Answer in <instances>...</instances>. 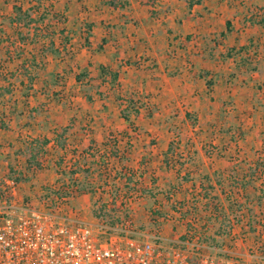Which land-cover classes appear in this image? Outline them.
I'll list each match as a JSON object with an SVG mask.
<instances>
[{"label": "crops", "instance_id": "1", "mask_svg": "<svg viewBox=\"0 0 264 264\" xmlns=\"http://www.w3.org/2000/svg\"><path fill=\"white\" fill-rule=\"evenodd\" d=\"M226 1L115 0L127 2L122 8L111 6L110 0H0V167L17 164L20 172L28 160L30 168L40 164L50 172L54 183L60 177L57 163L67 162L69 168L79 170L74 179L102 178L103 183L106 179L107 189L110 178L121 173L130 183L124 194L142 196V206L149 205L150 198L163 208L177 200L181 211H168V222L182 235L187 225L180 223L206 225L207 243H224L226 248L220 251L237 254L243 264H264L261 246L256 254H249L252 243L240 241L234 251L232 234L227 236L228 230L247 235L248 230H256L255 235L264 231V163H256L259 160L253 155L262 141L223 146V106L232 99L239 121L255 125L245 131L264 133V74H259L264 73V27L253 18L245 23L252 17L248 12L223 7L237 5L238 0ZM50 30L54 31V51L50 38H39ZM234 47L243 49V58L256 66L251 71L243 67L238 80L223 74L233 65L229 56L230 61L223 60V53ZM64 52H72V60ZM32 61L39 67H31ZM100 68L106 69L104 83L97 81ZM81 73L85 77L77 83ZM57 75L68 80L69 94L73 88L94 84L95 95L85 92L72 102L66 98L69 94L53 98ZM119 98L140 100L136 113H129L126 101L119 106ZM121 110L127 111L128 119ZM254 111L258 115L252 122L245 116ZM179 118L180 126L199 130L211 140L177 142L174 156L166 157L171 139L133 137V122L151 137H159L160 133L169 136V120L175 119L178 127ZM114 134L123 139L112 144L103 141ZM112 149L118 151L117 158L111 155ZM234 152L247 158L230 156ZM243 159L244 163L250 159L252 173L238 169ZM153 176L155 182H151ZM91 189L90 194L78 195L99 194L93 185ZM238 195L246 197L242 211H237L241 208L237 201L231 206L225 199ZM246 206L250 208L244 211Z\"/></svg>", "mask_w": 264, "mask_h": 264}, {"label": "built area", "instance_id": "2", "mask_svg": "<svg viewBox=\"0 0 264 264\" xmlns=\"http://www.w3.org/2000/svg\"><path fill=\"white\" fill-rule=\"evenodd\" d=\"M69 192L71 198L78 194ZM17 194L13 177L0 178V264H220L197 231L166 246L156 231L130 221L85 220L70 208L69 198L54 205L44 198L34 208L17 204ZM221 264L238 263L228 258Z\"/></svg>", "mask_w": 264, "mask_h": 264}, {"label": "rangeland", "instance_id": "3", "mask_svg": "<svg viewBox=\"0 0 264 264\" xmlns=\"http://www.w3.org/2000/svg\"><path fill=\"white\" fill-rule=\"evenodd\" d=\"M239 4H233V5H228V4H223V7H228V9H230L231 11L235 12V13H240V12H248L247 14H252V17L249 19V21H244L245 23L247 22H252V18L254 19L253 22H255L256 24H259V22H261L260 20H264V0H238ZM228 1L223 0V3H227ZM253 4L256 3L255 7H251L249 6V4ZM249 8V9H248ZM259 26L264 27V25L259 24ZM235 49L233 51L230 52H225L223 53V60L226 61H230V59H232V66L228 67L229 71H227L226 73L224 72L223 74L227 76L228 79H234L236 78L238 80V78L241 77V70L243 69V67L245 68L246 66H248L249 69H245L244 71L248 70L251 71L253 68H255L256 66L253 65V62H251L248 58H243V56H245V54L243 55V49H238L239 47H234ZM228 56L230 59H228ZM244 65V66H242ZM264 74V73H259ZM244 75V74H243ZM224 78V77H223ZM68 81V80H67ZM67 81H65V79H62L60 82V85L57 87L56 91H54V94H57V96L53 95V98L58 99L61 96H64L65 94H69L67 91ZM235 82V81H234ZM232 82L231 85H234L235 83ZM231 87V86H230ZM96 90V85L94 84H90V85H85L84 87L81 86L79 89H71L70 90V94L68 95L67 100L71 99L70 102H72V98H75V96L79 97V95L81 94H85L86 93H93ZM95 95V94H94ZM65 98V97H64ZM63 100V98H62ZM120 104L125 105V101L126 98H119ZM67 102V101H66ZM72 104V103H71ZM127 105V104H126ZM143 105H145V103L143 102ZM233 106H237L236 102L234 99H232L227 107L224 109L223 106V146H226L227 143H237V142H241L243 140H247L248 142L252 141L254 143L262 141V145H258L260 146L259 149L253 151V155L255 158H257L259 161H256V163H264V133H262L261 135L259 134H255V133H250V132H246L245 130H247L246 128H248V126H251V128L253 125H249L246 124V121H242L241 119L239 121V118L237 117V107H233ZM230 107V110H228V108ZM137 107H135L134 109H136ZM129 110V113L131 114H135L133 108L129 109V107L127 108ZM262 111H264V108L261 109ZM254 113V116H252V114ZM247 114V113H246ZM252 114L250 115H246L245 117H248L250 119V121L254 122V120H256V115L257 112H252ZM135 116V115H134ZM262 116V115H261ZM162 119V118H161ZM191 118L187 117L186 120L190 121ZM193 119V117H192ZM261 119V118H260ZM163 120V119H162ZM165 122H167L166 119H164ZM264 120V119H262ZM174 121L169 120V122L172 124L171 125V130L172 132H170L169 136H166L165 134L162 135L160 133L159 137H157L156 135H153L152 137L150 136V133L148 131L142 130L138 124H136L135 122H133L136 125H132V130H133V137L135 138H140L142 137H146L147 140L150 141H156L158 138H160V141L164 140L167 141L168 138L171 139V141H173L174 143L177 142H181V141H185L187 143H189L190 141L194 140L196 142H209L211 139L209 137H207L206 134L201 133L199 130L194 131L193 129H187L188 127H183L180 126L179 124L182 123L180 122V118L178 120H176V122H178V127L177 125L174 124ZM185 123V122H184ZM157 124V123H156ZM192 126H196L193 125L195 124V120L190 121L189 123ZM229 126V127H228ZM243 126L245 127L244 131H243ZM181 128L184 130L182 131ZM180 129V130H179ZM251 130V129H250ZM235 132V133H232ZM231 135V137H230ZM125 137V136H124ZM230 137V138H229ZM120 140L123 138H120L117 134H114L113 136H108L107 138L103 139V141L105 142H111L114 143V140ZM125 139V138H124ZM228 140V141H227ZM230 141V142H229ZM163 142V141H162ZM208 146V143H207ZM231 154V152H229ZM240 157L238 156V152H234L232 153V157H236L238 159L243 158V156H245L244 154H239ZM252 155V153H251ZM250 155V156H251ZM189 156V155H188ZM60 158V157H59ZM62 158V157H61ZM245 158H247L245 156ZM63 159V158H62ZM260 159H262V161H260ZM248 162L244 163V159L242 161V163L240 165H238V169H241L242 172L243 171H248L251 172V162L249 161L250 159H247ZM59 161V160H57ZM26 165L24 164L25 167L21 169L20 167V172L17 170V164L15 165H8L6 168H4L3 166L0 167V178L3 177H13L17 184H18V194L16 196V203L17 204H21V205H28L29 207H39L41 200H43L45 197V195H49L50 192L52 195V197H55V193L56 192H60L61 194H63V192L60 190L62 184H66L68 181L66 179V177L64 176V174H62V172H66L68 173H73V172H78L76 171L75 167H68L67 162H65V164L63 163L61 165V170L59 171V179L57 181H55L54 183H52V181H50V172H47L46 169L41 168L40 164L39 167L38 165H32L33 168L28 166V160L26 161ZM253 163V162H252ZM19 167V166H18ZM233 170L235 169L236 166H232ZM44 170L45 174H41L40 171ZM37 171V173H36ZM71 173V174H72ZM252 173V172H251ZM118 178V182L116 183V180ZM115 179L110 178L109 180V185L111 186L110 189H107L106 186H108L107 183H103L102 178H96L93 181V186L94 188L97 190V192L99 194H96L94 196H87L84 195L82 197H80L78 194L74 195V198H70V202L71 204H69L70 208H72L74 211H76V213H78L82 218H84L85 220L88 221H94L97 220V218H95V216L93 215V210L94 209H100V206H102V203H108L110 204L108 207L104 208L103 206L102 208V213H100L103 217L98 219V220H105L107 223H110L111 225H115V224H121L125 221H130L131 223H133V225L142 230V231H156L159 235H161L164 240H163V244L166 246L169 245H179L181 243L180 237L182 238V236H184L185 233H183L182 235V231H179V228L176 229L173 227V223L168 222V220H170L171 217V212L173 210L175 211H181L178 209H181L182 206L177 203V200L174 199L173 200V205L170 206H164V208L162 207V205H158L159 201L157 200H153L152 198L149 197V194H146L145 190L143 193L146 194L147 198H150L151 201H149V205H141L142 203H145L143 200L140 201V198L142 196L139 195H135V194H130L128 196H124V190H125V182L126 180H124L123 175H121V173L116 174ZM151 182H155V176H153L151 178ZM75 186H72L70 188H73ZM120 189L121 191L119 192L118 189ZM100 189V190H99ZM106 189L108 191H106ZM118 190V191H117ZM117 192V199H114V203H110L111 201V197H106L107 195H109V193L111 192ZM142 193V194H143ZM104 194V195H103ZM105 196V197H104ZM128 197V200L126 201L125 206L123 205V201ZM257 197V196H255ZM130 198V199H129ZM244 198H246L245 196H239L238 197H234L235 201H237L238 205L243 207V200ZM247 199L249 200L250 197L247 196ZM262 199V198H261ZM122 201V203H121ZM141 202V203H140ZM147 203V201H146ZM146 206V207H145ZM141 207H145L144 211L143 209H141ZM162 207V209H161ZM249 206H246L245 208H243L244 211H246V209H249ZM141 209V210H140ZM141 211V212H140ZM171 211V212H168ZM225 218V217H224ZM223 218V219H224ZM189 222H183L180 223V225H184L186 226ZM196 223V222H195ZM197 225V223H196ZM229 225H226V229L228 228ZM181 230V229H180ZM225 230V229H224ZM251 230V229H250ZM255 231H249L248 230V235L244 234L243 232H239L237 233L236 230L234 231V234L232 232H230V230L227 231V236L231 237L232 234V243H233V247H234V251H236V247L238 246V243L240 241H242L244 244L247 243H252V247H250L249 250V254H251V252H253L254 254H256V247L259 245L261 246L262 249H264V245H262V238H264V231L260 232L259 234L255 235ZM224 234L226 233L223 232ZM250 233V234H249ZM170 235V236H169ZM244 239V240H242ZM247 239V240H245ZM236 240H238L237 242H235ZM204 242L206 244L207 247L213 249L212 247H214L215 249H225L226 246H224L225 244L222 243V245L220 246L219 243H212L209 242L207 243V240L204 239ZM226 242V241H225ZM259 242V243H258ZM261 244V245H260ZM231 247V248H233ZM230 249V248H229ZM223 250L221 251H211L212 255L214 257H216L217 261L221 264V262L225 259L228 258H232L233 260L237 261L238 264H243L242 259L237 255V254H232L231 252L226 253ZM210 251V250H208ZM264 252V251H262Z\"/></svg>", "mask_w": 264, "mask_h": 264}, {"label": "trees", "instance_id": "4", "mask_svg": "<svg viewBox=\"0 0 264 264\" xmlns=\"http://www.w3.org/2000/svg\"><path fill=\"white\" fill-rule=\"evenodd\" d=\"M114 1L115 0H110V2H109V4L111 5V6H117V5H119L120 7H125L126 5H127V2H117V3H114ZM150 1H152V0H148V2L147 3H151ZM151 14H153V12L151 13ZM52 16L53 17H56V15H55V13H53L52 14ZM41 20H43V17H41ZM30 21H32V20H30ZM59 21L61 22L62 20L61 19H59ZM261 22H259V24H261V25H264V20H260ZM48 29H50L49 27H47ZM86 29V33H88L89 34V28H85ZM227 29H229V23H227ZM51 32H50V34H49V32H46V33H48V34H42L41 36H39V38H41V39H43V38H50V50H52V51H54L53 50V45H54V43H53V36H54V31L53 30H50ZM35 38H38L37 36H35ZM87 39V38H86ZM68 41V38H66V39H64L63 40V44L65 45L66 43H68L67 42ZM54 53V52H53ZM72 53V52H71ZM71 53H66V52H64V57L65 58H67V59H69V60H72V54ZM30 65H31V67H33V66H35V67H39V65L36 63L35 65H34V63H33V61L30 63ZM37 69H39V68H37ZM26 71V70H25ZM37 71V70H36ZM100 71H101V75H100V78H98V80L97 81H100V82H102V83H104L105 82V79L103 78V76L104 75H106V69H104V68H100ZM82 75H79L77 78H76V81H77V83H80V80H82L84 77H85V75L83 74V73H81ZM113 80H115L116 79V75L115 76H113ZM61 80H62V78L59 76V75H57V77H55V79H54V82L52 83V85L53 86H59L60 85V82H61ZM87 85H89V84H87ZM42 91H43V89H42ZM44 91H46V90H44ZM52 92V94L53 95H55V96H57V94H54V91H51ZM140 102V100H138V101H134V99L133 98H129L127 101H126V103L129 105L128 107H131V109L133 108V110H134V113H136V111L137 110H135L134 109V107L136 106V104L137 103H139ZM119 106H121V104L119 103ZM121 115L125 118V119H128V115H127V111L126 110H121ZM56 141H57V144L59 145V146H65V143H63V142H60L59 141V139H56ZM114 142H116V139L114 140ZM44 144V143H43ZM45 144H47V141L45 142ZM174 146H175V143L173 142V141H171V143H170V145H169V148H168V150H167V153H166V157H173L174 156V152H175V150H174ZM111 155L113 156V157H115V158H117V156H118V151L117 150H115V149H112L111 150ZM61 161L60 162H58L57 163V166L60 168V166H61ZM169 166V164L167 163V167ZM58 172H59V170H57ZM72 173V172H71ZM71 173H66L65 171L64 172H62V174H64V176L66 177V179H67V183L66 184H62V186H61V188H60V190L63 192V194H61L60 192H56L55 193V197H52V195H54V194H51V192H50V194L49 195H45V197L47 198V199H50V201H51V203L54 205L55 203H57V201H60V200H62V199H65V198H69L70 197V192H69V189H70V187H72V186H75V187H73L75 190H76V192H78V193H81L82 191H87L89 194L90 193H92V183H93V181H89L88 182V180L87 181H84V182H82V181H78L77 179H74V175L76 174V172H73L72 174ZM117 174H119V173H117ZM250 175H251V173H250ZM104 183H107V181H106V179H104ZM130 183L129 182H125V187H127L128 188V190H129V185ZM118 189V188H117ZM119 190V192L121 191L120 189H118ZM117 190V191H118ZM128 193H129V191H128ZM129 195V194H128ZM127 194H124V196H128ZM224 195V194H223ZM117 192L115 191V192H111V194H110V196L109 197H111V201H110V203H114L115 201H114V199H117ZM71 198V197H70ZM74 198V196H72V199ZM130 199V198H129ZM228 202H229V204L232 206V205H234L235 203V199H234V197H229V196H227L226 198H225ZM128 200V197L123 201V205L125 206V204H126V201ZM102 203V206L104 207V208H106V207H108L110 204H108V203H103V202H101ZM121 203H122V201H121ZM102 206H100V209H94L93 210V215L95 216V218H97V219H100V218H102L103 216L100 214V213H102ZM106 206V207H105ZM238 210L237 211H242V207L241 208H237ZM105 221V220H104ZM239 221V220H238ZM110 223H112V222H110ZM109 223V224H110ZM226 224V220L225 219H223V224ZM111 225V224H110ZM113 225V224H112ZM223 226H226V225H223ZM187 229H186V231H197V232H199V234H200V237H201V240H203V242H204V239L205 238H203V237H205V230H206V225H204V226H198V225H196V223L194 222V221H192V222H190V223H188L187 224ZM223 232H225V230L223 229ZM185 239H186V237L185 236H182V238L180 237V240L181 241H185Z\"/></svg>", "mask_w": 264, "mask_h": 264}]
</instances>
